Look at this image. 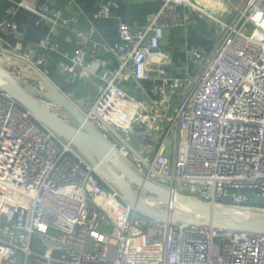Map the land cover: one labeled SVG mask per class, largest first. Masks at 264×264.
Segmentation results:
<instances>
[{
    "label": "built area",
    "instance_id": "obj_1",
    "mask_svg": "<svg viewBox=\"0 0 264 264\" xmlns=\"http://www.w3.org/2000/svg\"><path fill=\"white\" fill-rule=\"evenodd\" d=\"M159 2L144 28L120 24L122 41L113 46L120 65L102 74L100 62L88 58V35L74 29L73 54L58 67L68 89L50 73L57 42L43 38L35 60L18 53L16 59L70 102L140 176L211 203L247 206L249 196H264V0H221L218 12L194 0ZM178 6L208 15L220 37L211 51L189 50L199 68L172 79L181 91L177 103L167 95V82L154 85L169 107L163 128L123 83L145 80L151 63L168 62L160 42L166 31L187 24ZM39 11L45 18L47 8ZM100 11L109 14L106 6ZM54 15L56 34L62 13ZM0 33L23 37L11 18L0 22ZM90 76L102 85L95 101L82 105L73 87ZM142 120L146 130L166 132L153 153L131 142ZM173 130L170 157L166 135ZM0 264H264V234L174 222L140 209L71 140L0 88Z\"/></svg>",
    "mask_w": 264,
    "mask_h": 264
},
{
    "label": "crops",
    "instance_id": "obj_2",
    "mask_svg": "<svg viewBox=\"0 0 264 264\" xmlns=\"http://www.w3.org/2000/svg\"><path fill=\"white\" fill-rule=\"evenodd\" d=\"M194 1L200 4L199 1ZM207 1L204 8L209 12H218L219 7L214 5L215 0ZM20 3L25 5L21 6ZM43 6L48 10L45 12V18L40 15L39 11ZM102 6L108 8V16L101 15ZM160 6L159 0H0V22L5 18H11L17 23L19 31L23 33V37L0 33V50H3L4 55L10 58H14L10 54L18 53L27 59L35 60L39 52L38 42L43 38H48L57 42L59 46L58 51L54 54L52 65V70L59 72V65L68 63L73 54L75 48L74 29H77L88 35L89 44L86 47L88 58L100 62L98 74H102L104 70L115 69L120 65L119 54L113 49L115 44L122 41L120 24L124 23L133 30L144 28L158 12ZM12 8L15 13L9 14ZM55 11L62 13L56 34L53 33ZM177 11L187 24L184 27L172 29L173 35L179 37L175 39L172 37L173 44L168 42L171 41L172 35L168 37V31L165 32L160 42V50L165 53L168 62L165 64L151 63L150 77L145 80L138 82L128 79L123 83V89L129 95L140 99L152 109L154 123L160 124L163 128L166 127L163 115L169 112V107L165 99L155 95L154 85L159 82H167L169 85L167 95L170 96L171 101L173 98V101L177 103L181 91L175 90L171 86L172 79L186 78L196 74L199 68L198 65L191 63L189 50L194 47H204L207 51H211L220 37L219 25L208 15L186 6H178ZM0 62L4 67L16 65L15 61L3 55H0ZM20 62L22 61L20 60ZM29 69L31 68L29 67ZM163 70L165 73L161 74ZM81 75L84 77L86 73L81 72ZM42 82L33 84L32 87L37 89L41 85L46 89L47 86ZM101 85L102 81L99 77L90 76L73 89L79 102L82 105H88L89 102H94L99 95ZM146 125L143 120L138 123L131 142L135 148L146 149L153 153L166 132L146 130ZM176 135V130L170 131L166 135L170 145V157H172L175 147L174 138Z\"/></svg>",
    "mask_w": 264,
    "mask_h": 264
},
{
    "label": "water",
    "instance_id": "obj_3",
    "mask_svg": "<svg viewBox=\"0 0 264 264\" xmlns=\"http://www.w3.org/2000/svg\"><path fill=\"white\" fill-rule=\"evenodd\" d=\"M0 88L43 124L71 140L96 168L102 167L105 175L128 201L138 205L140 209L155 216L167 215L174 222L213 226L237 233L264 234V196L251 195L249 205L238 206L211 203L192 195L170 191L137 174L119 157L115 146L95 132L83 115L52 89L49 88V92L36 91V95L60 105L73 117L76 125L49 111L37 96L19 86L1 70ZM143 192L145 195H142ZM157 206L167 208L158 209Z\"/></svg>",
    "mask_w": 264,
    "mask_h": 264
},
{
    "label": "rangeland",
    "instance_id": "obj_4",
    "mask_svg": "<svg viewBox=\"0 0 264 264\" xmlns=\"http://www.w3.org/2000/svg\"><path fill=\"white\" fill-rule=\"evenodd\" d=\"M199 1L200 4L199 7H205L206 3H208L207 0H197ZM210 1V0H209ZM239 2L241 0H226L225 5L231 2ZM202 3V4H201ZM205 4V5H203ZM174 32L172 29L168 30L167 32V36L170 37L171 36V41H168L170 44L174 43L172 42V37L175 39L177 36L173 35ZM180 35V34H179ZM181 37L183 38V36L181 35ZM179 38V37H177ZM181 39V38H180ZM178 43V42H176ZM3 53V54H2ZM4 51L0 50V55H3L4 57H7L9 59H12L13 61H15L16 65L15 66H11V67H4L3 64H1L0 62V70L11 80H13L15 83H17L19 86H21L22 88H24L25 90H28L29 92H36V91H44L47 92V90L45 89V87L41 86L38 87L37 89H35L34 87H32L33 84H38L40 82H42L43 80L41 78H39L36 73L34 71H32L31 69H29V65L27 63H24L23 61L20 62V60L16 59V55L15 54H10V56L14 57V58H10L7 55H4ZM20 67H22L23 69H21ZM34 72V73H33ZM44 85V82H42ZM38 99L40 100V102L52 113L56 114L57 116H59L60 118L73 123L74 125H76L75 120L73 119V117L65 110L63 109L60 105H58L57 103H55L54 101L45 99V98H41L39 96H37ZM138 190V189H137ZM142 195H145V192H143ZM166 206H157L158 209H166Z\"/></svg>",
    "mask_w": 264,
    "mask_h": 264
},
{
    "label": "trees",
    "instance_id": "obj_5",
    "mask_svg": "<svg viewBox=\"0 0 264 264\" xmlns=\"http://www.w3.org/2000/svg\"><path fill=\"white\" fill-rule=\"evenodd\" d=\"M51 77L52 79L59 85H62L63 88L65 89H68L70 88L69 84L66 82V76L59 73V72H56L55 70H51ZM46 90L47 92H49V88L46 87ZM28 91V90H26ZM29 92V91H28ZM31 94L35 95V96H38L36 95V92H30ZM42 98V97H41Z\"/></svg>",
    "mask_w": 264,
    "mask_h": 264
},
{
    "label": "bare ground",
    "instance_id": "obj_6",
    "mask_svg": "<svg viewBox=\"0 0 264 264\" xmlns=\"http://www.w3.org/2000/svg\"><path fill=\"white\" fill-rule=\"evenodd\" d=\"M214 5H218V7H223L224 5L221 4V0H215Z\"/></svg>",
    "mask_w": 264,
    "mask_h": 264
},
{
    "label": "clouds",
    "instance_id": "obj_7",
    "mask_svg": "<svg viewBox=\"0 0 264 264\" xmlns=\"http://www.w3.org/2000/svg\"><path fill=\"white\" fill-rule=\"evenodd\" d=\"M258 15V17H260V15L259 14H257Z\"/></svg>",
    "mask_w": 264,
    "mask_h": 264
}]
</instances>
